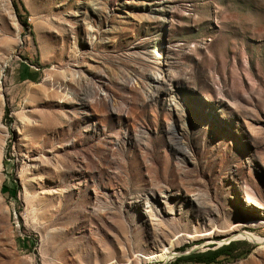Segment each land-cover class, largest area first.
<instances>
[{
	"label": "rangeland",
	"instance_id": "1",
	"mask_svg": "<svg viewBox=\"0 0 264 264\" xmlns=\"http://www.w3.org/2000/svg\"><path fill=\"white\" fill-rule=\"evenodd\" d=\"M245 231L264 0H0V264H264Z\"/></svg>",
	"mask_w": 264,
	"mask_h": 264
},
{
	"label": "trees",
	"instance_id": "2",
	"mask_svg": "<svg viewBox=\"0 0 264 264\" xmlns=\"http://www.w3.org/2000/svg\"><path fill=\"white\" fill-rule=\"evenodd\" d=\"M15 6V4H14ZM29 79V77H27ZM8 115V109H5L4 116ZM4 189H9L6 185H3ZM234 247V243H229L228 245H223L217 249L206 251V252H193L183 259H178L179 261L184 260L191 264H217L220 263L221 260H225L226 262H230L232 260L242 258L246 254V252H241L234 255L232 249ZM173 264V263H170Z\"/></svg>",
	"mask_w": 264,
	"mask_h": 264
},
{
	"label": "bare ground",
	"instance_id": "3",
	"mask_svg": "<svg viewBox=\"0 0 264 264\" xmlns=\"http://www.w3.org/2000/svg\"><path fill=\"white\" fill-rule=\"evenodd\" d=\"M72 134L73 133H70L69 136H72ZM231 239H243V240H246L252 244L259 246L261 249H264V237L256 235L252 232H246V231L245 232H239V233L233 235ZM168 259H170V258H168Z\"/></svg>",
	"mask_w": 264,
	"mask_h": 264
},
{
	"label": "crops",
	"instance_id": "4",
	"mask_svg": "<svg viewBox=\"0 0 264 264\" xmlns=\"http://www.w3.org/2000/svg\"><path fill=\"white\" fill-rule=\"evenodd\" d=\"M30 75H31V72L28 71V73H26V77H30ZM166 264H170V263H166Z\"/></svg>",
	"mask_w": 264,
	"mask_h": 264
},
{
	"label": "water",
	"instance_id": "5",
	"mask_svg": "<svg viewBox=\"0 0 264 264\" xmlns=\"http://www.w3.org/2000/svg\"><path fill=\"white\" fill-rule=\"evenodd\" d=\"M193 250H190L189 253H191ZM187 254V253H186ZM167 261L163 262L162 264H166Z\"/></svg>",
	"mask_w": 264,
	"mask_h": 264
}]
</instances>
